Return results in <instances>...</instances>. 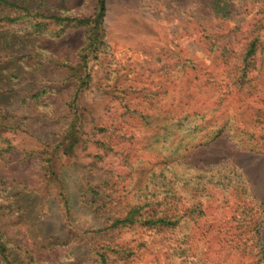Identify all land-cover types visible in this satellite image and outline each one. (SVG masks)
<instances>
[{
	"label": "trees",
	"instance_id": "1",
	"mask_svg": "<svg viewBox=\"0 0 264 264\" xmlns=\"http://www.w3.org/2000/svg\"><path fill=\"white\" fill-rule=\"evenodd\" d=\"M107 4L108 0H96L92 12L83 14L68 8L66 0H0V264H39L10 228L19 219L26 223L23 217L32 223L39 219L31 215V207L39 198L44 202L40 206L46 208L54 203L64 220L73 225L74 199L70 198L65 173L67 168L76 170L77 164L81 166L82 202L102 213L106 225L78 233L76 241L74 234L63 239L52 232L44 237L31 230L38 243L49 241V246L55 249L73 242L70 253L77 256L75 262L81 248L90 249L91 260L101 264L116 259L129 261L137 249L134 244H119L114 235L120 229L142 228L170 236L173 241L170 239L164 247L173 256L193 254L188 224L190 219L197 221L205 215L203 202L198 199L192 203L195 196H188L196 188L189 170L197 166H189L185 161L176 168L171 156L165 155L159 161L163 164L159 170L143 169V177L140 175L137 180L134 170L121 176L125 181L130 179L125 185L114 179L112 168L111 176L99 175L100 163L109 151L115 152L123 144L118 138L128 137L123 123L127 117L138 120L146 148L153 147L152 137L161 142V138L164 141L186 134L196 141L186 146V156L222 137L239 149L264 154V10H259L252 28L244 33L242 49L234 44L238 28L223 35L214 25L205 28L208 37L215 32L216 38L209 39V50L215 60L221 59L222 72L210 71V76L202 77L200 73L204 70L191 57L171 68L165 64L168 81L175 78L179 69L186 72L188 68L195 75V85L191 84L192 78L187 89L180 91L177 106L161 108L159 104L148 105L146 99L137 104L134 93L139 89L115 85L111 87L115 112L111 124H104L97 121L93 107L82 103V97L93 81L92 63L108 52ZM214 6L218 27L234 17L237 7L234 0H215ZM210 27L212 31L208 32ZM79 28L85 29L86 39L72 55L63 56L42 43L44 38L58 40ZM50 67L67 68L68 77L61 83L48 79ZM114 73L117 72H111ZM219 80L222 87L203 89L204 82L214 84ZM149 94L156 93L151 90ZM229 97H237L236 104L228 103ZM51 118L56 121L51 123ZM50 124L60 128L49 131ZM162 147L165 148L164 142ZM80 151L90 159L88 162L79 163ZM61 159L66 161L60 164ZM226 166L236 178L233 188L242 189L240 204L237 203L232 215L240 231L218 229V237L228 246L226 253L210 264H233L229 261L233 252L240 254L235 264H264V203L248 186L246 171L238 165ZM197 177L196 186L204 179L213 185L221 183L216 174L208 177L200 173ZM13 207L20 215L13 214L16 211ZM147 243L142 241L137 247ZM206 246L205 254L209 250L219 253L210 245L207 250ZM203 251L200 248L197 255Z\"/></svg>",
	"mask_w": 264,
	"mask_h": 264
},
{
	"label": "rangeland",
	"instance_id": "2",
	"mask_svg": "<svg viewBox=\"0 0 264 264\" xmlns=\"http://www.w3.org/2000/svg\"><path fill=\"white\" fill-rule=\"evenodd\" d=\"M214 2L215 0H108L105 21L108 52L92 63L93 81L82 97V103L85 106L93 107L97 121L111 124V116L115 112L112 106L116 105L114 102L111 103V87L115 85L139 89V92L134 93V96H137L134 98L137 104L146 99L148 105L159 104L161 108L170 109L177 106L179 94L181 95L180 91L187 89L188 82H191L192 78L193 83L191 84L195 85V75L188 68L186 72L179 69L175 78L168 81L165 64L171 68L179 61L191 57L204 70L201 71L204 73H200L202 77L210 76V71L219 73L223 71L224 65L221 63V59L215 60V55L209 50L211 44L209 39L216 38L213 35L215 32H211L212 28L210 27L208 32L211 33L208 37L205 28L214 25L217 28L216 31L222 35L238 28L235 35L238 40L234 44L242 49V44L245 43L243 39L246 40L244 33L252 28L259 10H264V0H234L238 12H234L233 18L224 20L220 27H218V19H215L213 13ZM95 3L96 0H66L68 8L83 14L91 13ZM262 33L264 42V30ZM85 39V29L79 28L71 30L65 37L58 40L44 38L42 43L48 49L68 56L72 55L75 49H79ZM113 71L117 73L111 74ZM216 75L219 76L217 73ZM179 76L181 79L178 78ZM67 77V68L61 70L50 67L48 69V79H54L61 83ZM220 80L214 84L204 82L203 89L211 86L222 87L223 84ZM151 90H154L156 94L150 95ZM190 91L196 94L194 90L190 89ZM57 99L56 102H59L61 98ZM235 100L237 97H229L227 102L236 104ZM50 121L54 123L56 120L51 118ZM123 123L127 126L125 134L128 137L118 138L123 141L119 150L116 148L115 152L110 150L105 160L100 163V177L111 176L112 168L115 170L114 179L121 185H125L130 182V179L125 181L121 176L134 170L133 176L137 180L140 175L143 177V169L153 167L159 170L163 166V164H159V161L165 155L171 156L176 168H179V164H184L187 161L190 163L189 166H197L189 170L194 179L192 185L196 188L193 195L191 192L188 196H195L192 198V203L197 202L198 199L203 202L205 215L197 221L190 219L188 224V232L191 234L189 243L193 248V254L188 253L187 256L181 257L173 256L164 247L171 239L165 233H157L154 230L146 232L142 228H124L118 230L114 235L117 239L116 242L124 246L134 244L137 249L136 254L129 261L116 259L115 262L108 264H210L211 261L216 260L215 258L223 256L228 245L226 241H221V238L218 237V229L223 228L231 230V232L240 231L237 227L238 223L232 220V215L237 208V203L240 204L239 196L242 194L241 188L240 190L233 188L236 178H234V173L226 168V165H238L246 171L250 180L248 186H251V191L264 203V154L239 149L226 137H222L208 147L194 149L191 155L186 156V146L196 142L194 137L186 134L170 136L164 141L161 138V142H158L156 137H152L153 147L146 148L144 145L146 139L141 132L138 120L127 117ZM59 128V125L50 124L49 131ZM54 137L52 136V138ZM162 142H164L165 148L162 147ZM89 160L80 151L79 163ZM64 161L66 160L61 159L59 163L62 164ZM225 161H227L226 164H224ZM77 165L76 170L65 167V170L67 168L65 177L70 198L74 199L72 226L70 222L67 223L64 220L54 203L45 208V205L40 206L44 202L39 198L36 205L31 207L32 217L37 215L39 219L33 220L32 223L30 219L23 217L27 219L26 223L19 219L17 225L10 227L12 234L17 232L16 240L33 254L36 263L101 264L91 260L90 249H79V259L75 262L74 259L77 256H72L70 253L73 242L66 247L53 249L49 246V241L40 240L38 243V239H34L30 233L31 230H34L45 237L52 232L63 239H68L74 234L76 241L78 233L82 231L105 227L106 221L102 217V213L100 215L94 207H88L82 202L81 166ZM200 173H205L208 177L216 174L221 179V183L213 185L204 179L200 184L203 186L202 188L196 186L197 176ZM246 184H248L247 181ZM35 188L36 185L33 184L32 189ZM12 209L16 210L12 211L14 215H20L15 207ZM145 240L148 241L146 246L137 247L138 243ZM205 244L212 246V249H216L219 253L215 254L209 250V253L205 254ZM200 248L204 251L197 255ZM82 252L85 253L84 256H81ZM239 255L238 252H233L229 261L235 264Z\"/></svg>",
	"mask_w": 264,
	"mask_h": 264
}]
</instances>
